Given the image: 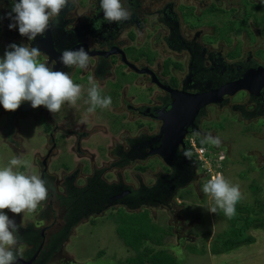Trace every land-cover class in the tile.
Instances as JSON below:
<instances>
[{"label":"flooded vegetation","instance_id":"af4514ba","mask_svg":"<svg viewBox=\"0 0 264 264\" xmlns=\"http://www.w3.org/2000/svg\"><path fill=\"white\" fill-rule=\"evenodd\" d=\"M125 6L132 11L130 20L121 24L105 21L96 30L95 22L103 20L99 0H77V8L70 5L62 11L58 27L53 25L44 36L29 41L20 35L18 27L9 29L12 21L7 13L12 3L0 0V47L6 42L5 53L13 43L38 46L41 62L52 66L56 61L53 70L72 74L74 82L84 87H89L88 78L94 77L102 95L112 98L111 107L103 112V133L111 134V144L103 146L106 150L101 167L96 165L99 157L89 150L90 140L83 141L93 137L95 128L79 132L59 126L56 114L44 106L35 108L49 125L44 130L48 146L44 156L37 158L39 175L48 181L49 195L34 212L42 224L34 223L36 218L22 222L23 214L9 211L10 218L22 225L18 246L23 248L25 259L18 264H46L59 246L67 244L75 226L88 218L95 224V217L107 209L144 211L151 216L158 208L171 211L184 204L202 180V169L197 167L200 162L191 147L208 134L204 118L209 108L232 110L246 121L264 120V87L253 94L239 90L225 94L219 103L201 107L193 122L182 128L185 136L175 149L171 150L169 143L162 150L163 139L158 137L168 121L164 115L176 100L171 90L205 93L239 80L250 69L264 67L258 59L264 52V0H127ZM248 18L253 25L258 23V36L252 41L251 35L245 37L249 30L238 25ZM239 31L245 40H232ZM81 47L92 49L88 68L63 65L62 51ZM136 88L139 92L131 94ZM84 97L89 100L87 93ZM68 105H63L62 111ZM22 106V112L31 114V102ZM13 117L9 118L11 133ZM119 128L120 142H115L114 131ZM6 133L16 143L12 134ZM222 143L221 160L226 162L229 144ZM59 148L67 163H62L60 171H50V157ZM178 149L190 150L191 159L179 154Z\"/></svg>","mask_w":264,"mask_h":264},{"label":"rangeland","instance_id":"374dc122","mask_svg":"<svg viewBox=\"0 0 264 264\" xmlns=\"http://www.w3.org/2000/svg\"><path fill=\"white\" fill-rule=\"evenodd\" d=\"M257 24L254 23V26L251 19L248 18L246 22L238 25L243 30H249L245 37L251 35L252 41L258 36ZM245 37L239 31L232 40H245ZM1 44L0 58H3L6 42ZM261 46L263 48L264 43ZM258 59L264 63V52L258 54ZM87 89L88 87H84L83 94L75 106L68 105L64 111L61 108L56 113L55 121L59 126L73 127L79 132L95 128L93 137H87L83 141L90 140L89 150L99 157L96 160V165L101 167V159L104 158V150H106L103 146L111 144V134L103 133L105 132L103 125L106 124L103 112H106V109L88 113L87 109L90 104L84 97ZM137 90L138 88L131 89V94L139 92ZM22 110L23 106L21 105L16 111H7L0 104V167L6 166L13 156H18L30 160L33 165L32 170L39 174L37 158L39 160L44 156L48 146L44 132L46 131L45 127H49V125H47L44 114H38L35 112V108L31 109L29 115L26 114L27 111L22 112ZM11 117L14 118L13 133H11V129L9 131L11 125L9 118ZM204 125L208 133L220 137L221 144L219 147L205 144L211 151L212 160L208 159L207 164L200 163L197 166L198 169H202L200 171L203 173L199 187L189 195V199L184 204H179L175 209L166 211L158 208L155 210V214L154 211H151L154 222L170 231L163 240V246L173 257L182 259L184 264H264V220L256 222L248 230V233L254 238L252 243L242 244L218 253L211 252L212 243H218L222 238L232 234V230L229 229L228 218L222 214V211L218 209V213L213 214L206 209L210 197L201 191L203 184L213 175L220 173L233 183L240 184L245 199L238 204L252 205L257 210L261 207L264 208V120L257 118L246 121L232 110L211 107L204 118ZM6 132L12 134L16 143L11 141ZM121 132L120 128L114 131L115 142H120L118 137ZM223 141L229 144L226 162L220 160L224 150L221 146ZM62 152V148H59L50 157V171H53V168L60 171L62 163L66 162ZM113 158L115 157L113 156ZM219 163L223 165L222 169L219 168ZM76 164L77 161L74 165L76 166ZM80 165L82 166V164ZM205 167L210 168L211 172L209 173ZM20 170L24 171L23 168ZM112 171L115 172V170ZM5 212L10 217L9 210H5ZM119 212L117 208L107 209L95 217V224L88 222L90 218L81 221V224L78 227L75 226L68 235L67 244L59 246L46 264H128L127 259L133 257L135 251L128 248L115 231ZM23 216L24 221L22 222L28 218L34 221L36 218L38 222L34 223L42 224L34 212ZM236 219L238 220L236 226L240 225V217Z\"/></svg>","mask_w":264,"mask_h":264},{"label":"clouds","instance_id":"9594fccd","mask_svg":"<svg viewBox=\"0 0 264 264\" xmlns=\"http://www.w3.org/2000/svg\"><path fill=\"white\" fill-rule=\"evenodd\" d=\"M11 11L7 18L12 21L9 29H16L20 35L35 41L53 26H59L63 10L71 5L77 8V0H11ZM127 0H99L103 20L93 25L100 30L103 22L121 24L132 18V11L126 7ZM0 58V104L7 111H16L23 102H31L33 108L46 107L51 113H58L66 103L75 106L81 98L84 86L75 83L72 74L53 70L56 61L41 62L40 48L31 45L9 46ZM83 47L77 50H64L60 61L69 68L87 69L90 55ZM87 95L90 107L88 113L97 108L108 109L112 105L111 96L102 95V89L94 77L88 78ZM219 147L220 137L208 133L201 141ZM179 154L191 159L192 152L180 150ZM23 168L24 171L20 169ZM30 160L13 156L6 166L0 167V264H18L25 259L22 247H19V232L22 225H17L5 212L20 215L35 212L49 195L48 181L36 174ZM201 191L210 197L206 209L213 214L222 211L228 219L236 215V205L245 199L239 183H233L223 174H215ZM215 228V226H214ZM213 228V229H214Z\"/></svg>","mask_w":264,"mask_h":264},{"label":"trees","instance_id":"16d2710c","mask_svg":"<svg viewBox=\"0 0 264 264\" xmlns=\"http://www.w3.org/2000/svg\"><path fill=\"white\" fill-rule=\"evenodd\" d=\"M198 144L205 145L201 141ZM224 215V213L222 212ZM236 217L228 219L232 234L212 243V253L226 251L242 244L252 243L254 238L248 233L256 222L264 220V208L258 210L252 205H236ZM241 219V224L236 226ZM239 219V220H240ZM118 237L123 243L135 251V255L127 259L128 264H184L182 259L173 257L163 246L165 236L170 232L157 225L147 212H119L115 227ZM101 253V252H100Z\"/></svg>","mask_w":264,"mask_h":264},{"label":"water","instance_id":"95a60500","mask_svg":"<svg viewBox=\"0 0 264 264\" xmlns=\"http://www.w3.org/2000/svg\"><path fill=\"white\" fill-rule=\"evenodd\" d=\"M264 87V67L259 66L257 69H250L239 80L224 85L218 89L205 93H182L171 90L176 96L175 102L168 112L165 113L168 121L163 126L158 137L163 139V149L169 147L175 149L182 138L185 136L184 126L193 122L199 109L205 105L221 102L225 94L233 95L239 90H246L250 94L258 93ZM183 95V96H180ZM181 128L182 130L178 129ZM162 153V151H161ZM45 164V161H43Z\"/></svg>","mask_w":264,"mask_h":264},{"label":"built area","instance_id":"2783aa9c","mask_svg":"<svg viewBox=\"0 0 264 264\" xmlns=\"http://www.w3.org/2000/svg\"><path fill=\"white\" fill-rule=\"evenodd\" d=\"M192 150L194 153V156L196 158L197 161H199L200 163H208V159H211V151H209V149H207V147L205 145H196L194 143H192ZM222 158L220 157V160Z\"/></svg>","mask_w":264,"mask_h":264}]
</instances>
